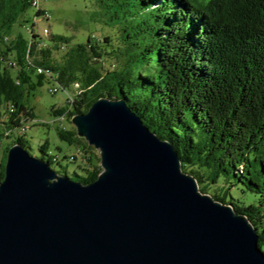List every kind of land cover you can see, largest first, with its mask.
<instances>
[{
    "label": "trees",
    "instance_id": "1",
    "mask_svg": "<svg viewBox=\"0 0 264 264\" xmlns=\"http://www.w3.org/2000/svg\"><path fill=\"white\" fill-rule=\"evenodd\" d=\"M95 1L109 12L113 32L75 42L36 30L35 18L46 10L40 4L30 21L24 14L31 0H0V148L10 140L0 182L9 146L29 149L22 124L34 114L31 92L45 84L68 92L66 106L52 108L61 125L100 96L123 98L174 144L204 193L247 214L264 251V0ZM24 22L31 23L28 37L14 35ZM60 124L57 136L73 149L52 152L46 140L38 157L59 165V174L90 183L102 171L101 159L76 128ZM63 160L83 162L84 173L69 175ZM241 185L257 197L254 203L234 197Z\"/></svg>",
    "mask_w": 264,
    "mask_h": 264
},
{
    "label": "water",
    "instance_id": "2",
    "mask_svg": "<svg viewBox=\"0 0 264 264\" xmlns=\"http://www.w3.org/2000/svg\"><path fill=\"white\" fill-rule=\"evenodd\" d=\"M71 119L102 171L85 184L10 145L0 264H264L247 214L204 193L125 99L100 96Z\"/></svg>",
    "mask_w": 264,
    "mask_h": 264
},
{
    "label": "rangeland",
    "instance_id": "3",
    "mask_svg": "<svg viewBox=\"0 0 264 264\" xmlns=\"http://www.w3.org/2000/svg\"><path fill=\"white\" fill-rule=\"evenodd\" d=\"M38 3L45 8L48 14L51 13V18L46 20V17L35 18V10L37 8H29L24 14L25 19L32 21L35 18L36 30L40 34L46 37L49 32L48 28L53 34H60V36L73 37L75 42L83 41L87 35L92 37H103V35L112 33L113 27L109 25L108 20L110 17L109 12L102 9L95 0H38ZM37 7V6H36ZM31 23H23V25H15L14 35L22 33L28 37L27 27ZM111 60H106L105 66L110 67ZM51 84H45L39 87L37 90L31 92L29 99L27 100L28 107L33 110L32 119H23L27 123V131L25 138L28 141V151L35 156H40L39 145L46 140L50 141V148L52 152H57V147H62L64 151L72 150L73 146L69 145L66 141L61 140L56 133V124L60 122L56 120L53 115L52 108H62L66 106V101L69 99V94L65 90H61L55 94L49 91ZM61 125V124H60ZM62 127L73 129L76 128L72 123V119H67L61 125ZM85 140V139H84ZM10 140H5L0 148V159L4 157V146L7 145ZM93 147V146H92ZM95 157L100 158V152L93 147L92 150ZM62 165L68 170L69 175L83 174L84 170L78 166H85L83 162L78 161L77 164L62 161ZM52 167L56 171H61L62 168L54 163ZM201 185V184H200ZM243 185L233 189V195L239 199L241 203L251 204L256 200V196L252 193L244 192ZM213 192L212 187L209 188ZM211 194V193H210Z\"/></svg>",
    "mask_w": 264,
    "mask_h": 264
},
{
    "label": "built area",
    "instance_id": "4",
    "mask_svg": "<svg viewBox=\"0 0 264 264\" xmlns=\"http://www.w3.org/2000/svg\"><path fill=\"white\" fill-rule=\"evenodd\" d=\"M31 2H32V7L36 9V2H37V0H31ZM48 18H51V13L48 14V15H46V20H48ZM26 28H27V30L30 29V25H29V27L26 26ZM40 45L41 46L42 45H45V41L44 40H41L40 41ZM58 88H59L58 85H52L51 87H49V91L51 93L55 94L57 91H59ZM11 111H14V105L13 104H12V110ZM22 126H23L22 132H25L27 130L28 126H27L26 123H23Z\"/></svg>",
    "mask_w": 264,
    "mask_h": 264
},
{
    "label": "bare ground",
    "instance_id": "5",
    "mask_svg": "<svg viewBox=\"0 0 264 264\" xmlns=\"http://www.w3.org/2000/svg\"><path fill=\"white\" fill-rule=\"evenodd\" d=\"M36 6H39L38 0L36 2ZM43 15L46 17V15H48V13L46 11H44ZM49 19V18H48ZM12 110V105L10 107V111Z\"/></svg>",
    "mask_w": 264,
    "mask_h": 264
}]
</instances>
